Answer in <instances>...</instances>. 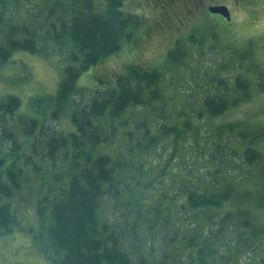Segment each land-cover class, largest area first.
Masks as SVG:
<instances>
[{"label":"trees","instance_id":"trees-1","mask_svg":"<svg viewBox=\"0 0 264 264\" xmlns=\"http://www.w3.org/2000/svg\"><path fill=\"white\" fill-rule=\"evenodd\" d=\"M125 1L0 0V66L10 64L18 52L41 55L53 48L64 54L72 48L57 93L30 100L36 116L28 119L23 140L8 126L20 98L7 94L0 99V236L20 226L11 208L14 198L26 202L22 192L36 187L41 190L35 207L39 226L29 231L53 264H240L243 254L264 251V244H255L263 232L252 228L250 219L238 229L231 211L220 214L235 193L229 182L222 186L223 179L211 176L181 186L177 196L161 191L157 197L142 181V172L149 150L162 138L174 143L195 138L198 127L191 116L205 110L217 117L248 102L251 74L259 76L258 87L264 89V70L248 49L235 50L224 64L237 61L240 73L232 70L228 79L206 81L215 93L202 98L193 114H182L168 126L165 85L172 86L170 72L182 69L190 48L196 49L194 34L193 43L170 50L161 67L132 68L118 76L115 86L78 88L84 71L135 39L143 21L121 10ZM67 113L71 131L57 126ZM157 118L163 121L162 138L151 135ZM228 127L241 141L249 140L244 165L261 162L254 144L264 139V129L245 133ZM105 199L112 201L114 217L105 215ZM239 215L249 216L246 209Z\"/></svg>","mask_w":264,"mask_h":264},{"label":"rangeland","instance_id":"rangeland-1","mask_svg":"<svg viewBox=\"0 0 264 264\" xmlns=\"http://www.w3.org/2000/svg\"><path fill=\"white\" fill-rule=\"evenodd\" d=\"M217 4L229 6L230 20L208 11L209 6ZM121 10L136 14L143 21L135 39L123 43L117 53L84 71L77 80L78 88L93 91L103 85L115 86L118 76L132 68L146 70L161 67L167 60L169 51L178 44L182 48L189 47L194 40L191 35L194 34L200 38H195L194 45L198 41L196 49L190 48L184 68H176L170 72L175 78L172 86L165 85L164 100L169 102L166 105L168 115L164 122L171 125L182 114H193L194 106L201 103L202 98L215 93L216 89L212 84L210 88V85L205 84L206 81L228 79L232 70L240 73L237 61L230 65L224 64L230 63L235 50L248 49L253 61L264 70V0H174L172 3L165 0H127ZM162 23H166V29L158 30ZM71 49L68 46L64 54L53 48L49 50L50 53L41 55L18 52L10 64L0 66V99L7 94H14L21 100L16 116L8 125L20 139H24V128L28 119L36 116L30 100L57 93L64 77L67 51ZM197 51L201 52V57H197ZM245 64L248 65L247 62ZM250 79L253 89L248 102L230 108L217 117H211L205 110L201 115L191 116L193 125L198 127L193 133L195 138L188 142L191 146H187L188 143L184 140L174 143L173 138H162V118L155 119L151 135L160 136L162 139L148 152L142 181L150 185L148 190L157 197L161 191L177 196L181 186L197 184L211 176L223 179L222 186L229 182L235 193L232 201L224 205L220 214L233 212L238 229H243L244 221L250 219L252 228L256 227L263 232L259 239L261 243L255 242L262 246L264 139L254 144L263 160L249 168L244 165V151L249 140L245 143L238 134L226 131V126L230 124L234 128L238 126V131L245 133H258L264 129V89L258 87L259 76L253 73ZM197 108L198 112L201 106ZM139 113L142 114L141 111ZM131 120L135 123L139 121L137 116L131 117ZM57 126L66 131L73 129L68 113L62 116ZM39 193V188L27 187L22 192L26 202H18L19 196L14 198L11 208L17 211L20 226L13 233L0 236V264H53L52 260L38 251L32 232L29 231L30 228L37 230L39 226L35 214ZM146 195L149 196L148 191ZM104 201L105 215L108 218L114 217L112 201ZM245 209L249 216L241 217L239 212ZM193 220L191 218L190 222ZM215 226L216 224L213 227ZM249 254H243L240 264H259L264 257V251L251 252L254 259H250Z\"/></svg>","mask_w":264,"mask_h":264},{"label":"water","instance_id":"water-1","mask_svg":"<svg viewBox=\"0 0 264 264\" xmlns=\"http://www.w3.org/2000/svg\"><path fill=\"white\" fill-rule=\"evenodd\" d=\"M208 10L212 14H220L224 16L227 20L231 19L230 10L226 5L210 6Z\"/></svg>","mask_w":264,"mask_h":264},{"label":"flooded vegetation","instance_id":"flooded-vegetation-1","mask_svg":"<svg viewBox=\"0 0 264 264\" xmlns=\"http://www.w3.org/2000/svg\"><path fill=\"white\" fill-rule=\"evenodd\" d=\"M166 1H168V2H170V3H172L174 0H165V2ZM217 5H226V4H217ZM172 7H174V5H171ZM171 6H170V8H171ZM226 6H228V5H226ZM229 7V6H228ZM170 8H168V10L170 9ZM167 10V11H168ZM166 11V12H167ZM164 29H166V23H165V25L162 23V24H159V28H158V30H164Z\"/></svg>","mask_w":264,"mask_h":264}]
</instances>
